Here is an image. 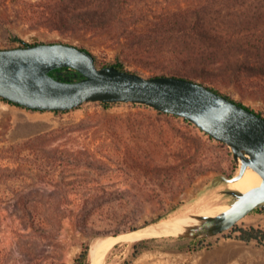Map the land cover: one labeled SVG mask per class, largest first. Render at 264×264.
<instances>
[{
	"label": "rangeland",
	"instance_id": "obj_1",
	"mask_svg": "<svg viewBox=\"0 0 264 264\" xmlns=\"http://www.w3.org/2000/svg\"><path fill=\"white\" fill-rule=\"evenodd\" d=\"M142 1L140 6L146 8L147 3L149 12L153 14L164 7L175 8L178 1L186 4L190 0ZM17 6L13 0H0V47L45 41L71 42L94 52L99 66L110 65L120 56L128 70L145 76L169 72L178 65L174 50L168 51V48L151 45L147 52L128 50L127 39L118 36L120 31L113 30L102 35L81 33L75 36L44 26L34 27L27 21L11 16ZM144 22L142 19L139 26ZM250 64L259 65L254 60ZM218 73L220 71L214 72L218 82H208L210 85L264 115V96L261 93L252 87L242 89L233 82L228 83L230 77L225 73ZM88 115L95 117L94 121L90 120L93 125L81 128L80 122ZM157 117L156 108L139 102L117 101L105 104L104 101L89 100L75 108L56 112L28 109L9 103L1 97L0 147L24 142L38 133L57 130L54 137H50V146L84 152L79 153L82 159L72 169L66 166L58 168L57 182L71 177L76 182L74 187L83 189L74 191L72 185L68 188L70 194L67 198L63 196L64 193L53 196L54 200L64 202L67 214L61 230L55 236H35L29 217L15 206L14 200L0 203V256L4 264H75V257L82 250L84 242L90 241L92 246L99 238L125 230L128 224L126 219L109 218L105 210L92 211L88 217V225L85 224V215L81 214L85 205L91 207L105 202H129L137 208L130 222L138 223L140 228L159 222L156 220L160 218L165 220L185 213H195L205 206L222 203L217 201L219 197L229 198L231 201L240 198L242 192L231 187V182L240 177V157H236L234 148L227 143L215 138L207 145L194 141L195 147L189 151L194 154L195 162L192 163L185 161L189 157L185 137L172 141L173 145L169 148L149 144L151 149L142 154V150L136 147L135 129L145 121L160 124L156 121ZM128 124H131L132 130L128 128ZM115 130L117 136L128 139L133 146L132 154L138 155L140 162L151 168L158 167L161 171L153 175L146 173L140 162L133 169H128L127 165L133 163L132 159L124 151L115 153L116 145H124L115 138ZM201 133L208 138L209 135L204 131ZM100 144L111 148L112 159L105 158L111 168V175H100L96 166L86 165V162L101 158L95 153ZM128 170L130 173H125ZM197 171L199 173L194 179L185 178L186 175L193 177ZM166 176L171 178L160 185ZM85 177L89 178V182L84 183ZM59 185L60 188H57L58 185L52 181L41 179L32 184L34 187L42 186L46 193L55 188L61 190L63 183ZM237 224L264 227V202ZM91 226L97 232L95 236L89 233ZM237 234L230 227L205 236L182 234L150 237L154 239L149 241L147 247L140 249L136 256L134 252L138 249L134 246L135 242H120L107 252L103 264H264V242L260 243L256 239L245 241L238 238ZM199 238H206V243L210 244L198 246L195 240Z\"/></svg>",
	"mask_w": 264,
	"mask_h": 264
},
{
	"label": "trees",
	"instance_id": "obj_2",
	"mask_svg": "<svg viewBox=\"0 0 264 264\" xmlns=\"http://www.w3.org/2000/svg\"><path fill=\"white\" fill-rule=\"evenodd\" d=\"M13 1L18 6L11 16L27 21L34 27L44 26L58 30L62 34L75 36L81 33L102 35L113 30L120 31L118 36H124L127 39L126 48L132 52H147V48L151 45L168 48V51L174 50L177 67L175 70L161 74L195 79L221 92L209 84L218 82L214 74L217 70L230 77L228 83L233 82L242 89L252 87L264 96V0H190L186 4L178 1L175 8L164 7L153 14L149 12L147 3L146 8L140 6L142 0ZM142 19L145 22L139 26ZM192 52L194 55H191ZM252 60L259 65L252 66L250 64ZM112 65L128 70L125 67V61L120 59V56ZM50 73L64 80H75L82 77L78 70L68 67L57 68ZM223 94L237 101L232 96ZM237 102L245 105L242 101ZM157 115L156 121L160 124L145 121L137 125L139 128L135 129L136 147L142 150V154H146L151 149L149 144L153 147L169 148L173 145L172 141L185 137V147L189 154L185 161L192 163L195 162L194 154H190L189 151L191 152L195 147L194 141L204 145L211 144L210 141H213L212 136L208 134L206 138L201 133L203 130L187 118L160 110H157ZM90 120L94 121L95 117L88 115L80 122V127L90 128L93 125ZM128 125V128L132 130L131 124ZM55 133L57 130L38 133L24 142H15L0 147V203L14 200L15 206L21 208L29 217L34 235L41 238L55 236L61 230L63 220L67 215L64 202L54 200L53 196L64 193L63 196L67 198L70 194L68 188L72 185L74 191L83 189V187H74L76 182L71 177L57 182L58 168L66 166L72 169L82 159L79 153L84 152H72L69 149L61 150L58 146H50V137H54ZM114 134L119 142L124 143L123 146L114 147L115 153L120 154L124 151L133 162L128 164L127 168L133 169L140 162L138 155L132 154L133 146L128 139L117 136L116 130ZM205 134L207 135L206 132ZM95 153L101 158L86 162V165L96 166L100 175H111V168L108 167L105 159L111 157V148L100 144ZM140 163L144 172L151 175L161 171L158 167L151 168L143 162ZM125 173L130 172L128 170ZM197 173L199 172L194 173L193 177L186 175L185 178L194 179ZM170 178L166 176L160 185H164ZM37 179L52 181L58 185L57 188H60L59 183H63V186L60 192L55 188L50 193H46L42 186H32ZM83 181L87 183L89 178L85 177ZM46 197H51V199H46ZM94 210L103 212L105 210L112 219L114 217L126 219L128 224L124 231L139 228L138 223L130 222L137 208L129 202H105L91 207L85 205L81 213L85 215L83 219L85 224L88 225L89 214ZM160 220L161 218L156 221ZM93 227L89 228L91 236L97 234ZM232 230L238 232L237 237L245 241L256 239L260 243L264 242L263 226H239L236 223ZM124 231L118 230L114 234L117 235ZM152 239L154 238L135 241L134 246L138 250L134 252V255L136 256L143 247H147ZM195 241L198 246L210 244V242L206 243V238H199ZM91 263V242L87 241L82 244V250L76 255L75 264ZM0 264H4L1 256Z\"/></svg>",
	"mask_w": 264,
	"mask_h": 264
},
{
	"label": "water",
	"instance_id": "obj_3",
	"mask_svg": "<svg viewBox=\"0 0 264 264\" xmlns=\"http://www.w3.org/2000/svg\"><path fill=\"white\" fill-rule=\"evenodd\" d=\"M68 67L82 77L52 75ZM0 96L35 110L64 111L85 101H130L187 118L213 138L225 142L263 177L240 206L223 219L233 227L264 202V115L207 84L184 76H145L110 64L99 66L88 48L71 42H37L0 47ZM219 231V232H220ZM127 232V231H126Z\"/></svg>",
	"mask_w": 264,
	"mask_h": 264
},
{
	"label": "bare ground",
	"instance_id": "obj_4",
	"mask_svg": "<svg viewBox=\"0 0 264 264\" xmlns=\"http://www.w3.org/2000/svg\"><path fill=\"white\" fill-rule=\"evenodd\" d=\"M239 160L241 169L240 177L231 182V187L235 191L246 194L260 186L263 177L251 165H246L242 157ZM243 200L244 197H240L235 201H231L229 198L219 197L217 201L222 203L205 206L198 212L185 213L174 218L145 225L136 230L99 238L91 246V264H103L107 252L120 242H135L144 238L167 235L184 234L205 236L213 234L229 225L223 218L229 212L240 206Z\"/></svg>",
	"mask_w": 264,
	"mask_h": 264
}]
</instances>
